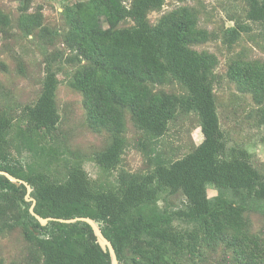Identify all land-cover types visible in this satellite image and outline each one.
<instances>
[{"label":"trees","instance_id":"obj_1","mask_svg":"<svg viewBox=\"0 0 264 264\" xmlns=\"http://www.w3.org/2000/svg\"><path fill=\"white\" fill-rule=\"evenodd\" d=\"M31 1L20 0L22 31L27 36L58 34L44 25L41 8L30 12ZM240 1L245 19L237 16L236 24L225 29L228 45L254 25L264 37V0ZM165 2L78 0L63 9L68 24L64 43L72 52L67 61L75 65L69 85L83 94L89 128L110 136L93 160L104 171L120 168L130 113L143 132L138 146L150 154L152 169L122 168L115 179L103 181L90 176L86 156L62 154L56 130L60 79L48 62L39 96L18 117L39 129V136L16 130V116L0 110V170L27 181L41 216L95 219L120 264H188L205 245L223 246L236 264H264V238L253 232L249 219L251 212L264 216V171L248 148L230 142L222 126L215 94L219 57L196 48L213 33L200 25L198 8L188 4L152 23L149 12L161 10ZM126 21L132 23L123 25ZM10 25L11 16L0 8V41ZM226 75L251 94L264 125V60L238 57ZM176 82L181 93L165 88ZM192 111L204 135L199 145L176 159L152 150L171 120ZM13 149L30 156L16 159ZM210 187L217 190L213 196ZM27 194L26 184L0 173V235L19 230L31 263L112 264L88 222L43 225L31 213ZM176 194L184 197L181 206L161 204Z\"/></svg>","mask_w":264,"mask_h":264},{"label":"rangeland","instance_id":"obj_2","mask_svg":"<svg viewBox=\"0 0 264 264\" xmlns=\"http://www.w3.org/2000/svg\"><path fill=\"white\" fill-rule=\"evenodd\" d=\"M75 1L78 0H32L30 12L41 8L44 25L59 33L27 36L18 24L20 0H0V8L11 16L8 33L0 41V110L16 116V130L38 137L41 133L39 129H32L27 121H20L21 118L18 117L26 105L35 103L42 88L46 65L51 62L58 70L60 79L57 102L61 118L56 130L60 144L64 147L65 152L62 154L70 157L72 152H78L86 156L84 166L90 176L103 181L109 177L115 179L122 168L130 172H146L153 165L150 154L138 146V139L143 136V132L135 125L130 113L126 119L128 146L122 156L120 168L104 171L92 158L94 152L105 147L110 136L106 132L96 133L89 128L83 94L69 85L75 65L67 61L72 52L64 43L68 24L63 9L65 4ZM242 3L240 0H166L163 8L149 12L148 18L156 23L164 12L175 7L188 4L198 8L200 25L213 35L196 48L214 52L220 61L216 69L215 94L222 126L228 133L230 142H237L248 148L255 165L264 171V125L258 122L257 105L251 94L240 91L226 75L230 62L238 57L264 60V37L255 25L244 32L233 45H228L224 40L225 29L236 24L237 16L244 18ZM131 23L126 21L123 25ZM165 88L178 93L183 91L177 82ZM203 138L197 112H181L170 121L167 133L152 144V150L176 159L194 149ZM38 143L43 142L39 140ZM12 152L16 159L23 161L30 156L26 151L19 153L17 149H13ZM216 193L215 188L208 189L209 196ZM183 202L184 197L176 194L170 196L167 202L161 201V204L169 203L172 207H179ZM249 219L253 232L264 238V216L251 212ZM26 252L27 245L19 230L0 235V264H34L25 258ZM191 258L188 264H236L232 252L223 246H202L200 252L192 254Z\"/></svg>","mask_w":264,"mask_h":264},{"label":"water","instance_id":"obj_3","mask_svg":"<svg viewBox=\"0 0 264 264\" xmlns=\"http://www.w3.org/2000/svg\"><path fill=\"white\" fill-rule=\"evenodd\" d=\"M0 173L5 174L6 176L9 177L10 180H12L13 182H16L17 184H21L24 183L27 185L28 187V194L26 196L28 201H32V205L30 207V211L31 213L43 224L46 225L48 222L52 221V220H56V221H61V222H67V223H72V222H77V221H85L88 222L94 232L95 235L97 236V240L100 243V245L102 246V248L105 251H108L111 255V260H112V264H120V261L118 259L115 247L113 245V243L111 242V240L104 234L102 228L100 227V224L93 218L89 217V216H77V217H73V218H61V217H43L40 214H38L35 211V205H36V199L32 196H30V193L32 191V188L30 187V185L27 183L26 180L22 179V178H18L15 177L13 175H10L9 173H7L6 171L0 170Z\"/></svg>","mask_w":264,"mask_h":264}]
</instances>
